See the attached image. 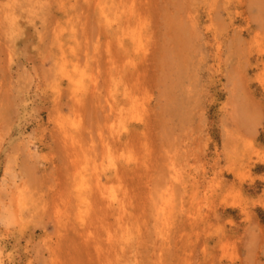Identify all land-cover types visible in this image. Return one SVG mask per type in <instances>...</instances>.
Wrapping results in <instances>:
<instances>
[{
  "label": "rangeland",
  "instance_id": "obj_1",
  "mask_svg": "<svg viewBox=\"0 0 264 264\" xmlns=\"http://www.w3.org/2000/svg\"><path fill=\"white\" fill-rule=\"evenodd\" d=\"M0 258L264 264V0H0Z\"/></svg>",
  "mask_w": 264,
  "mask_h": 264
},
{
  "label": "bare ground",
  "instance_id": "obj_2",
  "mask_svg": "<svg viewBox=\"0 0 264 264\" xmlns=\"http://www.w3.org/2000/svg\"><path fill=\"white\" fill-rule=\"evenodd\" d=\"M13 21V20H12ZM57 34H59V31L57 32ZM61 34V33H60ZM59 34V35H60ZM58 35V36H59ZM58 36H56V39H57V37ZM61 37H62V34L60 35ZM59 38V37H58ZM62 39V38H61ZM55 40V39H54ZM60 40V39H59ZM58 41V40H57ZM62 42V41H61ZM61 42H59V43H61ZM60 45V44H59ZM64 45V44H63ZM62 44H61V46H63ZM59 47V50H60V46H58ZM62 51H64L63 49H61ZM61 51V52H62ZM60 52V51H59ZM61 54V56H60V58H61V60H63L62 59V57L64 56V53H63V56H62V53H60ZM58 58H59V56H57ZM57 57H56V59H57ZM59 58V59H60ZM57 62V61H56ZM60 61L58 60V63H59ZM62 62V61H61ZM60 62V65L61 66H63L64 67V65L62 64ZM62 67V70H63V72L65 71V68L66 67H64L63 68ZM59 68H60V66H59ZM58 68V69H59ZM59 70H61V69H59ZM61 72V71H60ZM63 72H61V73H63ZM66 73V72H65ZM64 74V73H63ZM71 74V73H70ZM67 76H69L68 74H67ZM73 76V75H72ZM73 78V77H72ZM75 80H73V82H74ZM77 81V80H76ZM79 81V80H78ZM81 83V82H80ZM72 84H75V83H72ZM77 85H80L79 83L77 84ZM25 198H24V194H23V190H19L18 192H17V194L15 195V197H14V206H15V210H14V213L12 214V222L14 223V225H22V223H23V211H24V205H25ZM11 222V220L9 219L8 220V224H11L12 223ZM0 264H5L4 263V261L0 258Z\"/></svg>",
  "mask_w": 264,
  "mask_h": 264
}]
</instances>
